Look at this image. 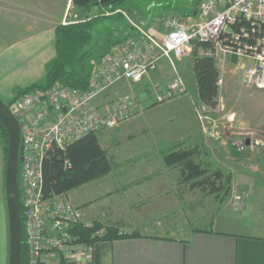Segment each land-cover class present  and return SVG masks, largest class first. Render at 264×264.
Instances as JSON below:
<instances>
[{"label":"rangeland","instance_id":"rangeland-1","mask_svg":"<svg viewBox=\"0 0 264 264\" xmlns=\"http://www.w3.org/2000/svg\"><path fill=\"white\" fill-rule=\"evenodd\" d=\"M201 2L127 0V13L145 27L154 24L151 27H157L161 33L165 32V20L173 16L166 13L169 6H199ZM0 7L15 15L14 25L25 24L23 27L28 30L41 27L56 34L58 25L75 22L81 6L73 0H0ZM19 13H26V17L17 23ZM127 24L126 18L100 20L94 29L95 39L116 42L117 32L122 35ZM204 51H194L193 47L175 66L164 59L142 80L117 82L99 98L101 106L107 107L124 94H133L137 112L130 120L99 132L100 141L115 159L116 167L97 182L93 180L80 187L85 195L96 191L95 196L87 198V204L105 201L101 204L105 222L85 209L87 220L101 222L105 227L120 224V232L129 235L183 239L196 230L211 227L216 219L246 222L249 217H244V213L256 218L260 211L264 213V89L249 86L245 81L247 68L254 64L250 59L231 60L224 66L219 56H213L219 60L221 70L220 98L217 107L205 106L199 100L192 69L195 57L204 55ZM179 77L186 92L159 100L158 95ZM17 89L6 102L14 98ZM180 148L194 150L197 162L230 175L229 188L217 194L210 191V185L204 187L185 179L181 167L168 165L165 159L167 153ZM75 194L80 192H69L73 200ZM91 260L89 252L72 259L74 264H89Z\"/></svg>","mask_w":264,"mask_h":264},{"label":"built area","instance_id":"built-area-1","mask_svg":"<svg viewBox=\"0 0 264 264\" xmlns=\"http://www.w3.org/2000/svg\"><path fill=\"white\" fill-rule=\"evenodd\" d=\"M118 11L127 19L131 33L104 55L86 89L58 82L30 89L10 105L21 127L19 184L26 264H63V260L74 264L72 259L84 252L93 257L94 246L83 241L77 227L94 222L85 218V208L69 192L45 195L43 163L54 146L65 149L89 132L99 133L135 116L133 94H124L107 107L98 102L117 82L140 81L162 60L175 66L195 44H207L204 55L253 61L245 81L264 89V0H202L196 19L171 16L161 33ZM186 90L179 77L158 97L162 101Z\"/></svg>","mask_w":264,"mask_h":264},{"label":"trees","instance_id":"trees-1","mask_svg":"<svg viewBox=\"0 0 264 264\" xmlns=\"http://www.w3.org/2000/svg\"><path fill=\"white\" fill-rule=\"evenodd\" d=\"M119 9L128 12L127 0H89L86 5L79 7V14L77 19H74L75 22L58 25L56 27L57 53L47 65L45 79L26 89L18 88L14 98L7 102L9 106L22 93L35 87L47 88L60 82L71 88L86 89L97 64L110 51L112 44L116 43L106 39H95L97 38L94 34L96 24L106 18H125L124 14L118 11ZM243 24L251 25L248 21H243ZM206 47L207 44H195L194 51ZM193 69L199 100L210 108L217 107L220 98L221 71L217 66L216 59L213 56L197 55L194 59ZM0 137L4 143L7 159L9 136L1 120ZM165 156L168 165L181 167L185 179L204 187L210 185V191L217 194L224 188H229L231 176L225 175L220 169L197 162L194 150L180 148ZM115 167L116 161L108 149L102 145L99 133L89 132L68 144L65 149L54 146L50 150L43 163L44 193L48 196L69 192L85 183L103 177L113 171ZM22 226V264H26L27 250L24 243L25 222L23 217ZM102 229L104 231L99 233ZM77 232L82 236L83 241L94 246L93 257L89 264H103L104 255L110 251L112 243L116 239L141 236L139 233L129 235L120 232V224L105 227L97 221H94L92 226L77 227ZM62 263L68 264L64 260Z\"/></svg>","mask_w":264,"mask_h":264},{"label":"crops","instance_id":"crops-1","mask_svg":"<svg viewBox=\"0 0 264 264\" xmlns=\"http://www.w3.org/2000/svg\"><path fill=\"white\" fill-rule=\"evenodd\" d=\"M198 12V4L191 3L166 9V13L184 19H196ZM16 16L19 23L26 13ZM14 17L9 9L0 7V96L4 100L10 99L16 88L41 81L46 74V64L56 56L55 31L48 32L41 27L28 30L23 27L25 24L14 25ZM155 29L158 30L157 27ZM117 33L116 43L131 33V26L127 24L122 35ZM237 59L219 58L220 61L216 62L220 69L218 61L225 66ZM6 166L4 143L0 137V264H9L10 255ZM80 187L69 191L80 192L75 194V202L84 206L86 211H93L101 222H105L106 213L102 207L105 201L99 199L87 204V198L95 196L96 191L85 195ZM244 214V217H249L246 222L234 218L216 219L211 227L194 231L183 239L162 235L116 239L104 255L103 264H264V213L260 211L258 218L247 212ZM233 222L237 223L236 226Z\"/></svg>","mask_w":264,"mask_h":264},{"label":"water","instance_id":"water-1","mask_svg":"<svg viewBox=\"0 0 264 264\" xmlns=\"http://www.w3.org/2000/svg\"><path fill=\"white\" fill-rule=\"evenodd\" d=\"M89 0H73L84 6ZM0 120L7 129L9 149L6 166V192L9 210L10 255L9 264H22L23 226L19 184V158L21 144L20 123L8 103L0 96ZM250 143V140L247 141Z\"/></svg>","mask_w":264,"mask_h":264}]
</instances>
